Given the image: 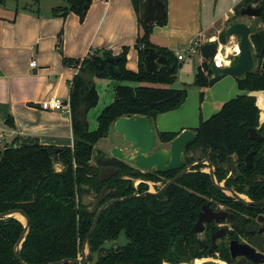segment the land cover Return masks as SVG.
Segmentation results:
<instances>
[{"label":"trees","instance_id":"16d2710c","mask_svg":"<svg viewBox=\"0 0 264 264\" xmlns=\"http://www.w3.org/2000/svg\"><path fill=\"white\" fill-rule=\"evenodd\" d=\"M94 0H64L63 6L52 8L51 15L66 19L74 13L83 21ZM167 11V0H161ZM6 0H0V6ZM138 17L139 33L135 48L139 54V70L127 69L129 48L116 56L117 63H109L113 57L109 51H97L82 61L64 59V64L77 66L79 72L71 84L70 109L74 133V147L43 146L32 138H16L11 144H3L0 139V213L22 210L31 219L30 232L22 245L21 254L28 264H49L64 259H75L81 253L83 241L93 224V217L84 211L83 198L89 187L99 192L103 182L91 160L96 144L108 137L110 127L121 117L142 115L151 122L160 115L175 110L185 100L187 90L173 89L179 69L178 59L171 51L157 48L167 58V63L159 71L148 74L144 69V59L150 48L154 26L145 27L142 22L141 5L143 0H131ZM248 6L262 8L261 18L264 26V0H243L236 13ZM28 11L33 8L26 7ZM38 13V8L34 10ZM166 23V22H165ZM159 23L157 25H164ZM156 25V26H157ZM62 32L58 35L59 49L62 48ZM220 40L226 44L225 32ZM252 42L260 61L264 57V33L252 37ZM94 79L117 81L114 101L98 117V128L88 129L87 114L97 107L100 95ZM219 80L212 79L208 61L197 68L195 85L209 88ZM240 95L226 102L221 110L207 121H201L196 129L197 140L207 137L210 143L225 141L234 143V149L244 141L249 128L258 126L260 109L257 98L250 95L264 91V70L258 69L243 81H237ZM204 94H202L203 97ZM14 127L12 118L6 122ZM175 133L161 134V137H175ZM220 146H222L220 144ZM223 147V146H222ZM224 148V147H223ZM56 165L62 170L57 171ZM129 213L135 220L137 203L132 202ZM124 204H116L102 213L97 229L89 240L92 252H96L105 242L117 238L124 224L126 212ZM137 220L130 226L133 245L130 250L106 253L101 264L124 262L127 264H183L195 256L188 253H171L167 248H156L154 236L149 226L145 233L138 231ZM141 225H139L140 227ZM25 227L16 218L0 220V264H20L15 256V246Z\"/></svg>","mask_w":264,"mask_h":264},{"label":"flooded vegetation","instance_id":"af4514ba","mask_svg":"<svg viewBox=\"0 0 264 264\" xmlns=\"http://www.w3.org/2000/svg\"><path fill=\"white\" fill-rule=\"evenodd\" d=\"M197 128L191 129L195 133V140L184 148L180 169L146 171L122 162L115 166L118 172L103 182L98 193L87 187L84 196L93 193L95 196L91 199L94 200L106 188L99 209L114 199L138 196L114 203L103 211L116 204H124L127 209L124 216L126 227L121 229L116 239L110 241L117 240L121 232H125L128 243L124 248L115 246L100 251L98 264H101V257L106 253L130 250L133 240L129 228L136 220L141 225H138L141 234L145 233V225L152 229L156 248H167L171 253L192 254L195 257L191 261H196V264L215 257L218 258L216 264H237L243 258H233L232 249L234 252L264 255V120L259 118L258 126L249 128L256 129L263 140H252L248 129V135L242 138L244 141L237 149H234V143H210L205 136L197 140ZM185 129L171 132L157 127V133L153 129L156 134L155 151L169 150L173 140ZM165 133H175L176 136L162 138L161 134ZM122 140L124 142L123 136ZM114 147L129 153V145L126 151L120 145H113L109 149V156L96 158V165L92 166L96 168L100 181L102 167L97 162L112 158ZM113 191L117 194L108 197ZM132 202L138 206L134 221L133 216H126ZM92 209L93 204L85 206L84 211L94 221L97 212L90 214ZM251 240L262 251L253 246ZM88 249L90 255L94 253L89 245ZM89 262H92V258Z\"/></svg>","mask_w":264,"mask_h":264},{"label":"crops","instance_id":"0c3cea01","mask_svg":"<svg viewBox=\"0 0 264 264\" xmlns=\"http://www.w3.org/2000/svg\"><path fill=\"white\" fill-rule=\"evenodd\" d=\"M242 1L236 0L229 11L233 13ZM198 2L203 7L202 0ZM64 4V0H6L0 6V139L3 144H11L20 137L36 139L43 146L74 147L71 112L40 108L51 96L70 103L71 84L79 66L64 64L65 58L82 61L89 56L90 48L96 52L109 51L116 57L128 47L127 69L139 70V64L130 62L137 50L135 44L140 31L131 0H94L82 22L74 13L66 19L51 15L52 8ZM30 6L33 11L25 9ZM36 8L38 13L34 12ZM185 11L183 8L180 13ZM229 18L220 25L213 21L210 25L213 28L206 33L201 31L197 54L201 56L205 44L219 40ZM61 32L64 34L62 54L57 51V36ZM35 34L37 42L29 45ZM32 61L36 67L30 66ZM203 61L201 58L199 66ZM99 95L101 100L100 92ZM9 118L14 127L6 124Z\"/></svg>","mask_w":264,"mask_h":264},{"label":"water","instance_id":"95a60500","mask_svg":"<svg viewBox=\"0 0 264 264\" xmlns=\"http://www.w3.org/2000/svg\"><path fill=\"white\" fill-rule=\"evenodd\" d=\"M141 12L142 22L145 27L156 26L159 23L167 22V11L165 4L161 0H143ZM261 13L262 8L248 6L240 10V18L230 22L225 30V37L228 42L231 39H235L239 52L232 54L230 57L226 56L229 64H223L219 67L216 61L217 55L222 49L221 47L226 48V45L218 41H212L202 46L201 55L203 60L209 63L212 79L221 80L226 77H232L236 81H243L248 75L256 74L259 68L264 70V57L260 61L252 42L253 36L264 33ZM107 61L109 63H117L119 58L108 57ZM166 63L167 58L161 55L157 48H150L144 59V69L148 74H153L159 71ZM113 127L115 132L123 136L124 142L129 145V153L126 154L119 148L114 147L112 149V158L98 160V166L102 167L101 182H105L111 175L116 174L118 170L115 169V166L120 165L122 162L130 163L135 168L146 171H152L154 169L161 172L178 170L183 164L181 158L184 148L195 140L193 130L185 129L173 140L169 150L159 149L155 151L156 134L153 131L152 122L148 117L142 115L121 117L114 123ZM249 134L252 140L259 142L263 140V137H260L256 129H249ZM82 188L84 191L88 190L87 187ZM105 194L106 188L102 190L97 200L86 197L82 200L84 206L89 207L93 204V209L90 211V214L97 213L92 227L83 241L80 256L75 259H64L49 264H98L99 254L103 249H110L115 246L126 247L128 242L125 239V232H121L117 240L105 242L98 251L91 255L87 254L89 240L97 229L102 212L114 203L124 202L128 199L138 197L135 194L124 199H114L99 209L102 200L105 198ZM116 194L117 192L113 191L107 196L114 197ZM18 215L24 219V222H21L25 230L15 246V256L20 264H28L22 258L21 249L30 232L31 219L22 210H11L6 213H0V220L8 218L18 219ZM201 221L202 219L198 223L200 224ZM251 244L262 251V248L253 243V241ZM214 248L215 246L212 248V251ZM232 256L233 258H243L237 264H264L263 254H252L247 251L234 252V249H232ZM91 258L92 262H89ZM217 260L218 258L215 257L209 261H203L201 264H216Z\"/></svg>","mask_w":264,"mask_h":264},{"label":"rangeland","instance_id":"374dc122","mask_svg":"<svg viewBox=\"0 0 264 264\" xmlns=\"http://www.w3.org/2000/svg\"><path fill=\"white\" fill-rule=\"evenodd\" d=\"M235 1L236 0H202V7L198 0H167V22L164 25L153 27L150 35V42L153 45L157 44L159 47L163 46L161 48L171 50L174 55H176L177 52L185 55V61L179 63L181 68L179 69L176 82L169 87L179 90L186 88L187 96L175 110L160 115L157 124V120H154L153 129L155 133L158 131L157 127L160 130L171 132L180 131L182 128H197L202 120H208L211 116L217 114L226 102L240 95L247 94V92L239 90L236 80L232 77L223 78L209 88H200L196 86L195 75L202 55L196 54L191 56V54L186 51L193 42L201 41V31L206 33L210 30V27L213 28V26H210L213 21H216L217 25H220L226 17H230L223 27L222 34L231 21L240 18L236 10L233 13L229 11V8ZM183 8H185L186 11L181 14L180 10ZM235 9H237V6ZM97 16H99V14H97ZM80 22H82L81 19ZM140 32H143L142 29H140L139 33ZM62 40L63 47L64 34ZM36 42L37 39L35 34L31 37L28 44L33 45ZM218 42L222 43L220 37ZM59 45L60 43L57 36V51L62 54V49H59ZM224 45H226V49L223 51V54L229 57L232 56V54H234L233 49L236 45L235 39H231L229 42L226 40V44ZM227 47L229 51H227ZM135 51L137 52V50ZM95 52V49L92 48L88 51L89 55ZM136 52H134V56L130 58V62H134L138 66V52ZM78 66L80 68V64L76 67ZM94 84L98 89V93L100 92L102 99L99 101L97 107L91 109L87 114L88 129L90 131H94L98 128V117L102 111L114 101L115 87L125 83L106 79H94ZM202 94H204L203 97ZM250 95L257 98V106L261 111L260 119H262V114L264 116V91H255L250 93ZM113 145H120L125 151L126 148L128 149V145L123 142L122 136L115 132L112 125L108 137L100 140L94 147L91 164L96 165V158L109 156V149ZM55 168L57 171L62 170L61 165H56ZM94 196L95 194L92 193L84 197L93 198ZM87 254H90L88 248ZM184 264H196V261H190Z\"/></svg>","mask_w":264,"mask_h":264},{"label":"built area","instance_id":"2783aa9c","mask_svg":"<svg viewBox=\"0 0 264 264\" xmlns=\"http://www.w3.org/2000/svg\"><path fill=\"white\" fill-rule=\"evenodd\" d=\"M200 47H201L200 43L198 41H195L189 46V48L186 51L189 52L191 56H194L199 52ZM175 56L180 62L185 60V55H183L182 53L177 52ZM222 65L223 64H220L219 67H221ZM30 66L36 67V62L32 61L30 63ZM40 108L44 111H61V112H66V113L71 112L70 103L65 104L62 100H60L59 98L55 96H51L46 101L42 102L40 104Z\"/></svg>","mask_w":264,"mask_h":264},{"label":"bare ground","instance_id":"6f19581e","mask_svg":"<svg viewBox=\"0 0 264 264\" xmlns=\"http://www.w3.org/2000/svg\"><path fill=\"white\" fill-rule=\"evenodd\" d=\"M221 48H222V49H221V51L218 53L216 60H217V62H218L219 65H220V64H229V62H228L227 59H226V56L223 54V51H224L226 48H225V47H221ZM227 51H229L228 47H227ZM233 52H234L235 54H236L237 52H239V49H238L237 44L235 45V47H234V49H233ZM17 218H18L20 221L24 222V219H23L21 216L18 215Z\"/></svg>","mask_w":264,"mask_h":264}]
</instances>
